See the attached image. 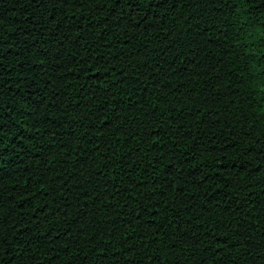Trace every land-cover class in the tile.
Segmentation results:
<instances>
[{"label":"trees","instance_id":"obj_1","mask_svg":"<svg viewBox=\"0 0 264 264\" xmlns=\"http://www.w3.org/2000/svg\"><path fill=\"white\" fill-rule=\"evenodd\" d=\"M0 264H264V0H0Z\"/></svg>","mask_w":264,"mask_h":264}]
</instances>
